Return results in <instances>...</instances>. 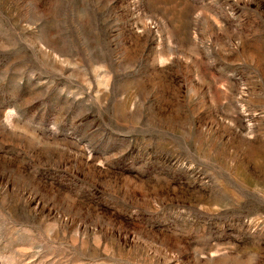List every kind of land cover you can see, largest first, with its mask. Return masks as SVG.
<instances>
[{
  "label": "rangeland",
  "instance_id": "obj_1",
  "mask_svg": "<svg viewBox=\"0 0 264 264\" xmlns=\"http://www.w3.org/2000/svg\"><path fill=\"white\" fill-rule=\"evenodd\" d=\"M0 264H264V0H0Z\"/></svg>",
  "mask_w": 264,
  "mask_h": 264
}]
</instances>
